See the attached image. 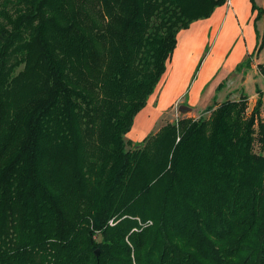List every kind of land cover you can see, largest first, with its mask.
I'll use <instances>...</instances> for the list:
<instances>
[{
	"label": "trees",
	"instance_id": "trees-1",
	"mask_svg": "<svg viewBox=\"0 0 264 264\" xmlns=\"http://www.w3.org/2000/svg\"><path fill=\"white\" fill-rule=\"evenodd\" d=\"M227 1L0 0V264H264L260 96L126 140Z\"/></svg>",
	"mask_w": 264,
	"mask_h": 264
},
{
	"label": "crops",
	"instance_id": "crops-1",
	"mask_svg": "<svg viewBox=\"0 0 264 264\" xmlns=\"http://www.w3.org/2000/svg\"><path fill=\"white\" fill-rule=\"evenodd\" d=\"M253 2L262 11L259 18L251 0H229L215 8L209 18L197 20L177 34L172 57L146 106L135 116L129 139L143 140L158 123L162 111L182 99L186 115L205 110L226 91L227 99L238 100L247 81L254 89L253 94H244L248 110L260 96L264 123V0ZM246 61L248 64L242 65ZM260 82L263 84L259 86Z\"/></svg>",
	"mask_w": 264,
	"mask_h": 264
},
{
	"label": "rangeland",
	"instance_id": "rangeland-1",
	"mask_svg": "<svg viewBox=\"0 0 264 264\" xmlns=\"http://www.w3.org/2000/svg\"><path fill=\"white\" fill-rule=\"evenodd\" d=\"M197 70L195 71V73L197 72ZM240 81H242V78H241ZM261 84H263V83L260 82L259 86ZM252 85H253V83H251L250 81H247L246 83H244V88H243L244 94H253L254 93V89H253ZM190 89H191V85L189 87V90ZM219 90H220V88L218 89V91ZM227 92L228 91H226L225 95L221 99H219V97H218L219 94H218V96H216L213 99V103L210 104L209 107L212 106L214 103L221 104L222 102H224L227 99ZM207 93H208V91L204 94V97L206 96ZM240 93H241V91H240ZM186 94L187 93H184V96ZM236 94H239V93H236ZM183 105H185V102L182 99L178 104L172 105L171 107L167 108L166 110H163L162 113H161L162 115L160 116V119L158 120V123L153 127V130L149 134L155 133L157 130H159V128H161L166 123L175 122L178 119H181V118H184V117L185 118L189 117V118H193V119H198L199 117H207L209 115L208 112H205V110L196 111L197 113H193L191 115H186L185 111H182L180 109V107H179V106H183ZM263 118H264V108H263ZM126 140H128L130 142V144H131L130 148H133V146L135 144H138V143H140L142 141V140L141 141H132L131 139H129V137L127 135H126ZM127 149H129V147H127Z\"/></svg>",
	"mask_w": 264,
	"mask_h": 264
},
{
	"label": "water",
	"instance_id": "water-1",
	"mask_svg": "<svg viewBox=\"0 0 264 264\" xmlns=\"http://www.w3.org/2000/svg\"><path fill=\"white\" fill-rule=\"evenodd\" d=\"M180 109H181L182 111H183V110L185 111V110H186V107H185V106H181ZM95 256H96V257L99 256V250H96V251H95Z\"/></svg>",
	"mask_w": 264,
	"mask_h": 264
},
{
	"label": "built area",
	"instance_id": "built-area-1",
	"mask_svg": "<svg viewBox=\"0 0 264 264\" xmlns=\"http://www.w3.org/2000/svg\"><path fill=\"white\" fill-rule=\"evenodd\" d=\"M228 2H229V0L226 3H228Z\"/></svg>",
	"mask_w": 264,
	"mask_h": 264
}]
</instances>
